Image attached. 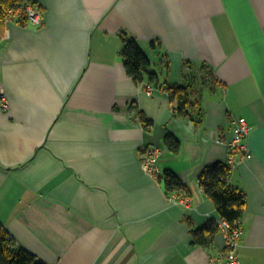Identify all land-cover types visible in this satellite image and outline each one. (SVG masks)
<instances>
[{
	"label": "crops",
	"instance_id": "crops-1",
	"mask_svg": "<svg viewBox=\"0 0 264 264\" xmlns=\"http://www.w3.org/2000/svg\"><path fill=\"white\" fill-rule=\"evenodd\" d=\"M34 2L41 24L8 21L0 40V225L16 244L43 264H225L223 218L198 177L227 163L242 117L250 153L228 179L246 197L235 254L264 264V0ZM122 32L148 55L158 85L127 75ZM176 84L190 87L200 125L175 112ZM146 147L189 204L143 172ZM210 223L205 244L192 239Z\"/></svg>",
	"mask_w": 264,
	"mask_h": 264
},
{
	"label": "trees",
	"instance_id": "trees-1",
	"mask_svg": "<svg viewBox=\"0 0 264 264\" xmlns=\"http://www.w3.org/2000/svg\"><path fill=\"white\" fill-rule=\"evenodd\" d=\"M26 1L29 0H0V37L7 28V20L22 25L27 23V15L24 12L17 15L21 3ZM9 9H12V14L8 13ZM121 39L123 46L119 54L122 57L127 75L136 83H143L146 80L150 84L158 85V75L151 71L150 59L139 43L125 32L121 33ZM169 91L171 92V100L176 102L175 112L180 116L190 118L196 125H200L203 120L200 109L193 111L188 106L190 87L188 85H169ZM139 120H141L144 128L152 124L142 114L139 115ZM163 141L167 149L173 152L178 150L180 142L172 134L167 133ZM230 171L231 167L227 163H215L202 170L198 177V183L205 195L216 205L219 215L232 223L241 218L246 207V197L241 190L233 188L228 183ZM161 175L167 194L181 190L185 186L170 170L163 171ZM193 228L191 231L192 239L201 245L205 244V241L209 240L217 229L214 223H210L205 228ZM0 264L43 263L39 262L31 252L16 244L6 227L0 225Z\"/></svg>",
	"mask_w": 264,
	"mask_h": 264
},
{
	"label": "built area",
	"instance_id": "built-area-1",
	"mask_svg": "<svg viewBox=\"0 0 264 264\" xmlns=\"http://www.w3.org/2000/svg\"><path fill=\"white\" fill-rule=\"evenodd\" d=\"M12 9L8 10L9 14H12ZM24 12L25 15H27V22H31L35 25H40L42 21V12L37 6V3L34 2V0H29L26 2L21 3V6L19 7L18 14H21ZM8 22V20H7ZM9 31H4V34L1 39H8ZM153 90V87L149 84L146 85V92L150 94ZM0 105L3 107L6 106L5 100L3 98V93L0 90ZM232 134L231 139L227 141L226 146L228 150L227 155V164L233 168L236 163H238L241 159L248 156L250 153V149L248 146V138L247 135L250 130V126L245 118L238 117L233 120L232 122ZM156 148L154 147H146L143 154H141L140 157V164L142 166L143 172L146 175L151 176L152 178H158L162 176L161 174L163 171L160 169V167L157 164L158 159V153H156ZM169 200H171L173 203L178 204H189L190 198L189 196L183 195V194H177L175 192H170V194H167ZM217 227H219L224 234L225 243H224V249L226 251V263L225 264H238V260L236 258V248L239 246L240 240H241V234H242V226H241V218H238L234 222H229L225 219H221L216 221Z\"/></svg>",
	"mask_w": 264,
	"mask_h": 264
}]
</instances>
